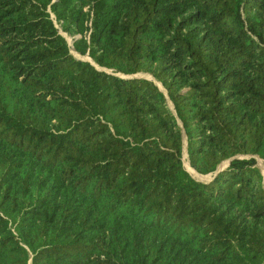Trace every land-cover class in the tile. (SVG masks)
Masks as SVG:
<instances>
[{
    "label": "trees",
    "instance_id": "obj_1",
    "mask_svg": "<svg viewBox=\"0 0 264 264\" xmlns=\"http://www.w3.org/2000/svg\"><path fill=\"white\" fill-rule=\"evenodd\" d=\"M257 158L264 0H0V264H264Z\"/></svg>",
    "mask_w": 264,
    "mask_h": 264
},
{
    "label": "rangeland",
    "instance_id": "obj_2",
    "mask_svg": "<svg viewBox=\"0 0 264 264\" xmlns=\"http://www.w3.org/2000/svg\"><path fill=\"white\" fill-rule=\"evenodd\" d=\"M54 17V16H53ZM61 33L67 38V40H68V42L72 45V42H73V40H72V37L70 36V35H68L67 33H65V32H63V31H61ZM73 53L75 54V55H77L78 57H80V58H83V59H86V60H88V59H90L88 56H81L80 54H78L76 51H73ZM140 76H143V77H146V78H149V79H153L152 78V76L151 75H149V74H145V73H140ZM160 85V87H161V84H159ZM165 91V90H164ZM166 92V91H165ZM168 97V96H167ZM170 100L168 99V105H169V107L172 109V110H174V106H173V103H172V105H171V101L169 102ZM187 141L185 140V151H184V165H185V167H186V169L193 175V176H195L197 179H199V180H202V181H210L211 179H212V176L211 175H203V177H201V176H199V175H197L192 169H191V167H190V164H189V159H188V156H187ZM257 160H258V163H257V166L259 167V169L261 170V172H262V174H263V184H264V160L263 159H261V158H257ZM224 166H226V164H224V165H221V167H224ZM199 174V173H198Z\"/></svg>",
    "mask_w": 264,
    "mask_h": 264
},
{
    "label": "water",
    "instance_id": "obj_3",
    "mask_svg": "<svg viewBox=\"0 0 264 264\" xmlns=\"http://www.w3.org/2000/svg\"><path fill=\"white\" fill-rule=\"evenodd\" d=\"M135 76H138V77H140V74H136ZM167 93V92H166ZM187 149V148H186ZM187 153V156H188V152H186ZM189 164H190V162H189ZM187 170V169H186ZM188 171V170H187ZM201 177H203V175H201V174H199ZM195 177V176H194ZM196 178V177H195ZM199 180V179H198Z\"/></svg>",
    "mask_w": 264,
    "mask_h": 264
},
{
    "label": "bare ground",
    "instance_id": "obj_4",
    "mask_svg": "<svg viewBox=\"0 0 264 264\" xmlns=\"http://www.w3.org/2000/svg\"><path fill=\"white\" fill-rule=\"evenodd\" d=\"M200 176V175H199Z\"/></svg>",
    "mask_w": 264,
    "mask_h": 264
}]
</instances>
